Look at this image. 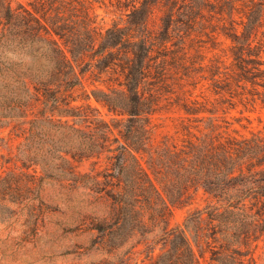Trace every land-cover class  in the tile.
<instances>
[{
	"label": "trees",
	"instance_id": "obj_1",
	"mask_svg": "<svg viewBox=\"0 0 264 264\" xmlns=\"http://www.w3.org/2000/svg\"><path fill=\"white\" fill-rule=\"evenodd\" d=\"M93 1L0 0V139L20 141V180L108 203L90 227L100 264H259L264 129L237 125L264 110V0H97L125 12L106 29ZM174 37L181 78L211 95L177 101L160 137Z\"/></svg>",
	"mask_w": 264,
	"mask_h": 264
},
{
	"label": "rangeland",
	"instance_id": "obj_2",
	"mask_svg": "<svg viewBox=\"0 0 264 264\" xmlns=\"http://www.w3.org/2000/svg\"><path fill=\"white\" fill-rule=\"evenodd\" d=\"M31 1L11 0L15 7L20 3L29 5ZM93 6L97 23L104 29L115 21L123 23L126 18L125 12L109 2L105 4L94 0ZM155 22L160 24V13L156 15ZM178 40L174 37L173 43ZM169 59L172 61L169 78L158 90L162 109L154 121L160 126V137L166 133L174 135L176 127L181 126V110L177 101L195 99L203 91L206 97L211 95L207 82L194 89L181 78L184 59L179 42L178 46L173 45ZM245 109L240 104L232 115L241 116V111ZM103 112L106 113L105 110ZM244 115L252 119L251 123L244 121L248 129L237 125L244 133L264 129V110L257 108L252 112L245 111ZM7 135V131H0V138ZM19 142H11L9 148L0 139V264H100L103 253L94 244L98 232L90 230V227L94 217L102 216L109 210L108 203L96 201L94 196L82 190L69 192L51 181L44 182L42 186L37 182L32 183L30 188L26 187L20 180L21 163L16 161ZM89 169V162L82 164L81 170ZM30 172L34 174L35 168H31ZM9 174L16 178L12 183L7 180ZM204 205L205 200L201 198L192 207L175 208L173 225H181L192 209ZM258 255L259 264H264V241L260 244Z\"/></svg>",
	"mask_w": 264,
	"mask_h": 264
}]
</instances>
